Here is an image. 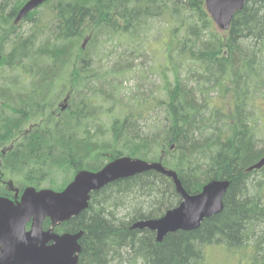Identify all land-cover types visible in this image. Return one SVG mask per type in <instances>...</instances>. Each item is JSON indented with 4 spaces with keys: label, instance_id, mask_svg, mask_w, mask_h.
Here are the masks:
<instances>
[{
    "label": "trees",
    "instance_id": "trees-1",
    "mask_svg": "<svg viewBox=\"0 0 264 264\" xmlns=\"http://www.w3.org/2000/svg\"><path fill=\"white\" fill-rule=\"evenodd\" d=\"M26 1L0 0V196L61 190L120 156L161 162L190 194L229 180L224 209L157 241L132 225L181 202L173 179H119L54 225L83 231L78 264H207L215 244L264 264V167L248 170L264 156V0L227 31L206 0H47L16 23ZM130 74L155 86L127 92Z\"/></svg>",
    "mask_w": 264,
    "mask_h": 264
},
{
    "label": "water",
    "instance_id": "water-1",
    "mask_svg": "<svg viewBox=\"0 0 264 264\" xmlns=\"http://www.w3.org/2000/svg\"><path fill=\"white\" fill-rule=\"evenodd\" d=\"M46 1L27 0L17 16L16 23ZM246 1L206 0V6L215 24L220 29L228 30L235 13L243 9ZM263 166L264 156L248 170L260 169ZM149 170L172 177L182 201L163 217L136 221L132 228L153 230L157 240L162 241L168 233L199 228L204 219L224 209L223 198L229 188V180H212L206 183L199 193L190 194L181 185L177 173L165 168L161 163L122 156L98 171L78 173L62 191L27 189L23 196L25 204L21 208L11 206L9 202L0 199V264H78V253L81 251L79 239L83 231L59 234L52 229L44 230L42 223L39 235L33 236L29 233L26 241H20L13 237L11 223L21 217L24 206L29 204L45 210L43 222L47 217L53 222L67 220L87 208L92 191Z\"/></svg>",
    "mask_w": 264,
    "mask_h": 264
},
{
    "label": "rangeland",
    "instance_id": "rangeland-1",
    "mask_svg": "<svg viewBox=\"0 0 264 264\" xmlns=\"http://www.w3.org/2000/svg\"><path fill=\"white\" fill-rule=\"evenodd\" d=\"M105 55L107 57V54L110 53V50L107 48L105 49ZM103 55L102 53L99 54V56ZM98 56V57H99ZM104 56V55H103ZM117 56V53L110 55L109 58H107V60H110L109 64L112 63L113 60H115ZM94 57L97 58V54L94 53ZM138 61H142L143 63H145V65L151 64V58L150 56L147 57H141ZM150 79H153V77L148 78V79H143L140 78L138 79V74H130L127 75L126 78L122 79L123 80V85H125V90L131 91V90H142L145 92H149L155 85L153 83H150ZM139 81V82H138ZM139 83L138 88H134L136 86V84ZM263 110H264V105H263ZM261 110V112L263 111ZM262 144H264V135L262 138ZM261 173H264L261 172ZM259 173L257 174V178L262 177L263 175ZM255 252V248L254 247H248L246 250L245 249H241V250H234V251H228L226 248L220 246V245H212L208 248H206V260H207V264H244V255L249 256V255H253Z\"/></svg>",
    "mask_w": 264,
    "mask_h": 264
},
{
    "label": "clouds",
    "instance_id": "clouds-1",
    "mask_svg": "<svg viewBox=\"0 0 264 264\" xmlns=\"http://www.w3.org/2000/svg\"><path fill=\"white\" fill-rule=\"evenodd\" d=\"M43 208H34L30 204L24 206L23 214L16 221L12 222L10 227L13 237L20 241H26L29 233L37 236L42 231L43 217L45 215ZM31 222L32 227L29 229L28 224Z\"/></svg>",
    "mask_w": 264,
    "mask_h": 264
},
{
    "label": "flooded vegetation",
    "instance_id": "flooded-vegetation-1",
    "mask_svg": "<svg viewBox=\"0 0 264 264\" xmlns=\"http://www.w3.org/2000/svg\"><path fill=\"white\" fill-rule=\"evenodd\" d=\"M12 189L15 191V189L13 188V186H12ZM19 193H20V191L15 193V196H17V198L13 199L14 202H17V201L20 200V199H19V198H20V194H19ZM18 196H19V198H18Z\"/></svg>",
    "mask_w": 264,
    "mask_h": 264
},
{
    "label": "bare ground",
    "instance_id": "bare-ground-1",
    "mask_svg": "<svg viewBox=\"0 0 264 264\" xmlns=\"http://www.w3.org/2000/svg\"><path fill=\"white\" fill-rule=\"evenodd\" d=\"M22 7H23V6H22ZM22 7H21V8H22ZM21 8H20V10H21ZM20 10H19V12H20ZM19 12H18V14H19ZM18 14H17V16H18ZM17 16H16V19H17ZM23 18H24V17H23ZM23 18H22V19H23ZM16 19H15V21H16Z\"/></svg>",
    "mask_w": 264,
    "mask_h": 264
}]
</instances>
